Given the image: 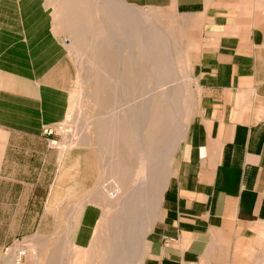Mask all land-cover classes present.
Returning a JSON list of instances; mask_svg holds the SVG:
<instances>
[{
  "label": "crops",
  "instance_id": "1",
  "mask_svg": "<svg viewBox=\"0 0 264 264\" xmlns=\"http://www.w3.org/2000/svg\"><path fill=\"white\" fill-rule=\"evenodd\" d=\"M45 1L0 0V264L19 242L22 264H35L30 253L78 264L72 246L90 234L96 151L45 133L70 113L80 81L76 57L43 20ZM122 1L172 8L201 86L148 233L150 258L264 264V0Z\"/></svg>",
  "mask_w": 264,
  "mask_h": 264
},
{
  "label": "rangeland",
  "instance_id": "2",
  "mask_svg": "<svg viewBox=\"0 0 264 264\" xmlns=\"http://www.w3.org/2000/svg\"><path fill=\"white\" fill-rule=\"evenodd\" d=\"M121 1H45L43 20L61 37V41L68 44L80 67L78 99L66 118L52 127V136L62 147L79 145L92 148L99 161L98 181L88 197L91 201L86 202L90 207L84 222L87 226L84 224L83 229L90 234L72 246L76 254L73 259L79 264H111V260H116L112 253L125 255V252L124 258L132 259V264H155L150 258L148 242H145L150 235L147 234L148 239L146 235L136 255L131 252V247L134 250L131 241L123 238L129 236L131 239L134 232L137 234L144 228V222L149 224L153 218L149 225H155L163 202L159 197H164L168 182L175 174L182 145L200 101L201 86L192 72L189 50H186L182 38L179 26L182 20L172 13L169 6L136 7L126 3L123 6ZM132 12L146 13L152 22L131 16ZM144 35L150 43H146ZM149 47L153 50H148ZM150 51L153 53L149 54ZM100 116H105L101 118L106 120L99 138L103 146L98 148L97 122ZM183 130L184 137L176 150L171 151ZM66 131L68 136L64 133ZM168 165L170 175H167ZM166 178L168 187L161 189ZM104 186L106 189L110 187L109 191L119 188L124 193L120 192L122 196L116 202L103 200L102 204L96 201V205L94 193L97 194ZM156 201L159 203L154 212ZM119 207L120 215L125 212L122 218ZM113 237L116 239L111 240ZM118 239L126 242L123 244L126 248L119 252L111 248L118 245ZM30 258L39 264V258L36 263L37 257L33 253H30Z\"/></svg>",
  "mask_w": 264,
  "mask_h": 264
},
{
  "label": "bare ground",
  "instance_id": "3",
  "mask_svg": "<svg viewBox=\"0 0 264 264\" xmlns=\"http://www.w3.org/2000/svg\"><path fill=\"white\" fill-rule=\"evenodd\" d=\"M119 1H121V0H119ZM122 3H123V6H124V2L123 1H121ZM120 2V3H121ZM86 13V12H85ZM132 14L133 15H131V16H134V17H137V18H144L148 23H151L152 21H151V19H150V17H149V15L148 14H146V13H143V12H132ZM97 27V26H96ZM97 31V30H96ZM145 36V35H144ZM146 37V36H145ZM144 37V38H145ZM142 38H143V36H142ZM147 38V37H146ZM141 39V38H140ZM145 40V39H144ZM146 41V40H145ZM149 40H148V38H147V42L146 43H150V42H148ZM74 44V43H73ZM145 44V43H144ZM146 45V44H145ZM148 45V44H147ZM150 46H152V45H150ZM151 48H153V47H149V49L148 50H153V49H151ZM156 50V49H155ZM149 52V54H151V53H153V52ZM153 55H155V54H153ZM158 55V54H157ZM156 55V56H157ZM75 108V107H74ZM101 117H105V116H100V118H99V120H98V122H97V127H98V135H99V137L97 138V145L99 146L98 148H101L102 146H103V141L101 142V139H99V138H101V134L100 133H102V130L104 129V123H105V120H103ZM108 125V124H107ZM183 128H185V129H187L186 127H183ZM112 129V128H111ZM184 129V130H185ZM113 130V129H112ZM184 130L183 131H181V134H180V136L178 137V140H177V142H176V144H175V146L173 147V149L171 148V151H175L176 150V148H177V146L180 144V142H181V140H182V138L184 137ZM187 131V130H186ZM110 132V131H109ZM65 134H66V136H68L69 135V132L68 131H66V132H64ZM116 134V133H115ZM112 136V135H111ZM114 137V136H113ZM109 139V138H108ZM106 142V141H105ZM111 142V141H110ZM110 142H107V143H110ZM114 145V148H115V144H113ZM64 148L66 147V146H63ZM113 148V149H114ZM101 151V150H100ZM168 153H169V151H168ZM104 154H105V152H104ZM173 154V153H172ZM171 158V157H170ZM170 160V159H169ZM119 161V160H118ZM168 162V161H167ZM109 163V162H108ZM167 164V163H166ZM119 166V165H118ZM114 168H116L115 166H114ZM121 171V170H120ZM167 171H168V174L167 175H170V166L168 165L167 166ZM124 173V172H123ZM126 174H127V172H126ZM124 175V174H123ZM119 176V175H118ZM110 177V176H109ZM123 178V177H122ZM127 178V177H126ZM114 180V179H113ZM167 178L164 180V182L162 183L163 185H162V188L161 189H165V187L167 186ZM119 181V180H118ZM124 181H125V179H124ZM124 181H123V185H124ZM127 181V180H126ZM138 182V181H137ZM143 183V182H142ZM106 185V184H105ZM111 185V181H110V184H109V186ZM114 185H117V187H118V183H115ZM127 185V184H126ZM107 187V186H106ZM110 188V187H109ZM108 188V189H109ZM116 188V187H115ZM108 189H106L105 188V186H104V188H102V189H100L98 192H97V194H96V197H97V202H103V200L104 201H107V200H109V201H117L118 199H119V197H120V192H123V191H119V188H118V190H115V191H112V189H111V191H109ZM126 189V188H125ZM124 189V191L126 192L127 190H125ZM121 190V189H120ZM129 190H132V189H129ZM133 191H135V190H133ZM136 192V191H135ZM124 193V192H123ZM127 194H128V192H126ZM145 193H146V191H145ZM162 193V192H161ZM163 194V193H162ZM131 195H133V193L131 194ZM137 195V194H136ZM159 194H157V196H158ZM122 196V195H121ZM123 196H125V195H123ZM129 196V195H128ZM145 197H147V196H145ZM160 199V202L163 200V198H162V196H160L159 197ZM122 199H125V197L123 198L122 197ZM143 199V198H142ZM147 199V198H146ZM158 199V198H157ZM136 200H138V199H136ZM158 200V201H159ZM134 202V201H133ZM141 202V201H140ZM143 202V201H142ZM148 202V201H147ZM153 202V201H152ZM127 203H128V201H127ZM154 203V202H153ZM156 203H157V201H156ZM155 203V204H156ZM159 203V202H158ZM158 203H157V205H156V208H154V210H152V211H156V209H157V206H158ZM103 204V203H102ZM101 204V205H102ZM142 204V203H141ZM140 203H139V205H141ZM128 205V204H127ZM136 205V204H135ZM115 206V205H114ZM148 206V205H147ZM102 207H104V206H102ZM118 207V206H117ZM121 208H122V206H120ZM118 208L119 209V215H120V213H121V211H120V209L121 208ZM142 207V206H141ZM124 208V207H123ZM122 208V209H123ZM128 208V207H127ZM136 209V208H135ZM147 209V208H146ZM149 209V208H148ZM128 211V210H127ZM152 211H151V216L149 215V213H148V217L150 216V218L152 217ZM111 212V211H110ZM110 212H109V214H110ZM140 212H142V211H140ZM144 212V211H143ZM150 212V211H149ZM117 213V212H116ZM125 213V212H124ZM123 212H122V214L123 215H125ZM128 213V212H127ZM127 213H126V216L127 217H129V215H127ZM130 213V212H129ZM128 213V214H129ZM137 213V212H136ZM146 213V212H145ZM143 214V213H142ZM141 214V215H142ZM116 215V214H115ZM123 215H120L121 216V218H122V216ZM154 215V214H153ZM116 216H118V215H116ZM119 216V217H120ZM131 216V218H132V215H130ZM145 216V215H144ZM112 217H114V216H112ZM112 217H111V219H112ZM118 217V218H119ZM141 217V216H140ZM143 217V216H142ZM154 217H155V215H154ZM105 218V217H104ZM113 219H115V218H113ZM117 219V218H116ZM115 219V220H116ZM127 219V218H126ZM133 219V221H134V219L135 218H132ZM154 219V218H153ZM153 219H152V221H153ZM110 220V219H109ZM118 220V219H117ZM119 220H121V219H119ZM137 220H139V219H137ZM145 220V219H144ZM108 221V220H107ZM113 221V223H114V220H111V222ZM146 221H147V217H146ZM148 221H149V219H148ZM151 221V220H150ZM152 221L150 222V223H152ZM119 222V221H118ZM128 222V221H127ZM139 223H140V221H138ZM155 222V221H154ZM117 223V222H116ZM126 223V222H125ZM145 223V222H144ZM144 223H143V229H140L139 231H137L138 233L136 234V232H134V235H133V233H131L133 236L131 237V239H130V237L128 236V238H123V239H125V240H127V241H131V243H132V246H134V250H133V247H131V252L133 253V255H136V253H138V251L142 248V245H143V243H144V239H145V237H146V235L151 231V226L152 225H149L148 223L146 224L145 223V225H144ZM107 224V223H106ZM118 224V223H117ZM121 224V223H120ZM132 224V223H131ZM107 225H109V224H107ZM113 225V224H112ZM116 225V224H115ZM114 225V226H115ZM106 226V225H105ZM118 226V225H117ZM129 226V225H128ZM140 226H142V223L140 224ZM119 227V226H118ZM153 227V226H152ZM112 228V227H111ZM123 228V227H122ZM129 228H131V227H129ZM134 228V227H133ZM118 230V229H117ZM116 230V231H117ZM126 230V229H125ZM131 230V229H130ZM129 230V231H130ZM121 231V230H120ZM122 232H124V231H122ZM128 232V231H127ZM126 232V233H127ZM119 234H121V233H119ZM123 234V233H122ZM120 236V235H119ZM101 237V236H100ZM102 238V237H101ZM114 238L115 237H113L111 240H114ZM120 238H122V236L121 237H119V239ZM116 239V238H115ZM119 239L117 240L118 241V245L117 246H113V247H111V248H113V249H116V250H118V252H119V250H124V247L126 246H124L123 244H125L126 242H123V241H125V240H122V241H120L119 242ZM101 240V239H100ZM121 240V239H120ZM145 242H147V241H145ZM112 243H114V242H112ZM131 243H130V245H131ZM129 244V243H128ZM114 245V244H113ZM112 246V245H111ZM109 248V247H108ZM126 248V247H125ZM112 252H114L112 249H110ZM109 250V251H110ZM115 250V251H116ZM127 249H125V251H126ZM123 252V251H122ZM129 252V251H128ZM127 252V253H128ZM121 253V252H120ZM124 253V252H123ZM130 253V252H129ZM109 254V253H108ZM116 255L117 256H119L118 258H116ZM114 254V253H112V257H114L116 260H111V264H132V259H129V258H124L125 257V255H126V252H125V255L123 254L122 255V253L119 255L118 253L117 254ZM132 257V256H131ZM135 257V256H134ZM137 257V256H136ZM75 259V258H74ZM72 260L73 262H75V263H78L77 262V260ZM110 259H113V258H110ZM118 259V260H117ZM134 261H136V259L134 260ZM92 262V261H91ZM67 263V262H66ZM93 263V262H92ZM135 263V262H134ZM79 264V263H78Z\"/></svg>",
  "mask_w": 264,
  "mask_h": 264
},
{
  "label": "built area",
  "instance_id": "4",
  "mask_svg": "<svg viewBox=\"0 0 264 264\" xmlns=\"http://www.w3.org/2000/svg\"><path fill=\"white\" fill-rule=\"evenodd\" d=\"M45 133L50 136L54 133V129L52 127H48L47 129H45ZM52 142L54 144L58 145L56 140H54ZM18 245H19V247L17 249L15 259H14V261H12L9 264H22L25 256L28 254V248H27L28 245L27 244H25V243L20 244V242H19Z\"/></svg>",
  "mask_w": 264,
  "mask_h": 264
}]
</instances>
